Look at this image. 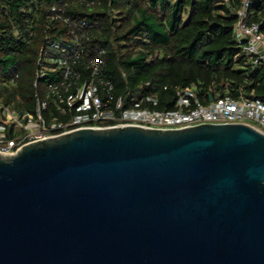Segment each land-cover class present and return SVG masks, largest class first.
<instances>
[{
  "label": "water",
  "instance_id": "obj_1",
  "mask_svg": "<svg viewBox=\"0 0 264 264\" xmlns=\"http://www.w3.org/2000/svg\"><path fill=\"white\" fill-rule=\"evenodd\" d=\"M0 264H264V132L83 128L0 155Z\"/></svg>",
  "mask_w": 264,
  "mask_h": 264
},
{
  "label": "trees",
  "instance_id": "obj_2",
  "mask_svg": "<svg viewBox=\"0 0 264 264\" xmlns=\"http://www.w3.org/2000/svg\"><path fill=\"white\" fill-rule=\"evenodd\" d=\"M241 6L242 0H0V99L31 113L38 98L47 99L48 123L74 115L49 96L47 86L62 68L34 85L38 58L61 55L47 38L75 43L71 27L53 18L56 8L87 23L79 35L82 46L103 51L104 76L126 107L131 98L149 95L158 103L144 106L176 109V91L186 86L194 87L203 103L210 95L239 98L240 93L264 101V65L244 52L235 33ZM247 21L260 23L264 34V0L252 1Z\"/></svg>",
  "mask_w": 264,
  "mask_h": 264
},
{
  "label": "built area",
  "instance_id": "obj_3",
  "mask_svg": "<svg viewBox=\"0 0 264 264\" xmlns=\"http://www.w3.org/2000/svg\"><path fill=\"white\" fill-rule=\"evenodd\" d=\"M252 1L242 0L235 33L244 52L250 55L255 64L264 65V34L261 24L247 21ZM52 11L54 19L71 27L75 43L47 38L46 44L61 55L47 60L42 55L38 58L34 85L37 86L49 72L62 68L58 80L49 82L47 86L49 96L54 94L60 107H69L75 113L67 122L53 120L48 123L43 117V112L48 108L47 99H37L34 113L15 109L0 99V155L17 154L30 142L83 128L138 126L177 130L205 123H245L264 132V101L241 93L239 98L228 95L203 103L195 88L186 86L176 91V109L153 110L144 106L147 102L155 105L158 103L157 98L149 95L140 99L131 98V105L126 107L124 99L115 95L112 81L104 76L106 61L102 56L103 51L86 50L82 46L79 35L87 23L65 17L56 8ZM81 67L87 72L86 75L84 70H80ZM11 133L14 135L11 136Z\"/></svg>",
  "mask_w": 264,
  "mask_h": 264
}]
</instances>
